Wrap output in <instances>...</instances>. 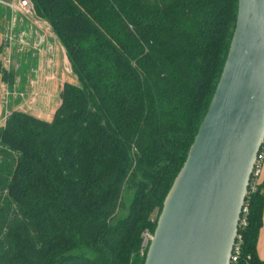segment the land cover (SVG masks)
<instances>
[{"label": "trees", "instance_id": "trees-1", "mask_svg": "<svg viewBox=\"0 0 264 264\" xmlns=\"http://www.w3.org/2000/svg\"><path fill=\"white\" fill-rule=\"evenodd\" d=\"M76 78L0 123V264H144L220 81L239 0H31ZM2 80L13 72L0 62ZM244 252L264 264V176Z\"/></svg>", "mask_w": 264, "mask_h": 264}, {"label": "water", "instance_id": "water-1", "mask_svg": "<svg viewBox=\"0 0 264 264\" xmlns=\"http://www.w3.org/2000/svg\"><path fill=\"white\" fill-rule=\"evenodd\" d=\"M263 141L264 0H239L220 81L144 264H230Z\"/></svg>", "mask_w": 264, "mask_h": 264}, {"label": "rangeland", "instance_id": "rangeland-1", "mask_svg": "<svg viewBox=\"0 0 264 264\" xmlns=\"http://www.w3.org/2000/svg\"><path fill=\"white\" fill-rule=\"evenodd\" d=\"M7 25H9L8 22ZM40 26L43 27V24L41 23ZM50 31L54 33L50 46V52L52 53L42 62L39 58H36V60H39V63H37L34 58L31 60L30 56L26 58L24 55H22V58L17 56L16 59L13 54L14 50H11L10 64L8 65L5 61L3 67L9 72H13L16 80L14 79L12 84L3 83L1 87V97L5 110L10 111L13 108L14 110L36 115L42 119L51 120L60 104V91L64 83L66 81L75 82L76 78L69 66L65 47L53 29ZM7 53L8 51L5 52V54ZM31 62H34V64H31ZM51 62L53 66L48 68V64ZM19 77L23 79L20 83H17ZM45 95H49L48 100L44 99Z\"/></svg>", "mask_w": 264, "mask_h": 264}, {"label": "built area", "instance_id": "built-area-1", "mask_svg": "<svg viewBox=\"0 0 264 264\" xmlns=\"http://www.w3.org/2000/svg\"><path fill=\"white\" fill-rule=\"evenodd\" d=\"M0 6L5 7L7 10L10 11V23L7 25V36H6V43L8 47V55L7 57L3 58V61L9 65L10 64V52H11V45L14 38H13V29L16 25L20 26L24 23H28L31 29L36 30V38L34 39L33 43H31V50H33V57L39 58L42 62L44 59L52 53L50 52L51 42H49L50 38L54 34L51 29L49 23L43 19H41L38 15H36L34 11L33 2L31 0H0ZM43 24V27L40 24ZM16 42L21 46L20 49L28 45V42L24 39V34L20 32V34L16 35L15 38ZM19 49V50H20ZM46 56V57H45ZM41 57V58H40ZM52 62L48 64V68H50ZM55 78V76H53ZM263 166H264V141L260 148L259 154L257 156L251 182L249 186V190L247 193V198L244 202V206L242 209L240 221H239V228H238V235L233 247V251L231 254L230 264H253L251 255H246L244 252V232L249 223V199L251 193H253L262 177H263ZM145 237V244L149 246L151 239L153 238V234L150 232H146L144 234Z\"/></svg>", "mask_w": 264, "mask_h": 264}, {"label": "crops", "instance_id": "crops-1", "mask_svg": "<svg viewBox=\"0 0 264 264\" xmlns=\"http://www.w3.org/2000/svg\"><path fill=\"white\" fill-rule=\"evenodd\" d=\"M9 12L10 11L5 9V7L0 6V62H2L1 63L2 66H4L3 58L7 57V55H8V54H5V52L8 51L7 50L8 47H7V43H6L5 39L7 36V30H6L7 22L10 23ZM35 31L36 30L31 29V27L28 23H24L20 26L16 25V27L13 29V35L12 36H13L14 40L12 42L13 45H11V49H12V51L14 50L13 54H14V57H16V59H17V56L19 58H22V55H24V56H26V58L30 56V59L33 60V58H34L33 57V50H31L30 47H31V43H33L34 39L36 38ZM20 32L24 34V39H25V41L28 42V45L23 47L22 49H20L21 46L18 44V42L15 41L16 35L20 34ZM49 42H51V38H50ZM10 55H11V52H10ZM34 59L37 63H39V60H36V58H34ZM34 62H31V64H34ZM14 79L16 80V76H14ZM22 79L23 78L19 77L16 82L20 83ZM3 83H5V82L2 80L1 75H0V123L3 121V119L8 114H10L11 111L14 110L13 108H11L10 111L5 110L4 102L2 101V97H1L2 96L1 95V87H2ZM48 98H49V95L44 96V99L48 100ZM4 111H5V114L3 115ZM263 176H264V174H263ZM257 255L260 259H264V224H263V227L261 229L258 244H257Z\"/></svg>", "mask_w": 264, "mask_h": 264}]
</instances>
